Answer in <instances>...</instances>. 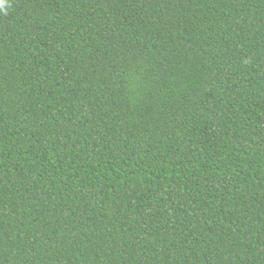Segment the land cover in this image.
I'll use <instances>...</instances> for the list:
<instances>
[{"label":"trees","instance_id":"trees-1","mask_svg":"<svg viewBox=\"0 0 264 264\" xmlns=\"http://www.w3.org/2000/svg\"><path fill=\"white\" fill-rule=\"evenodd\" d=\"M0 264H264V0H4Z\"/></svg>","mask_w":264,"mask_h":264},{"label":"clouds","instance_id":"clouds-1","mask_svg":"<svg viewBox=\"0 0 264 264\" xmlns=\"http://www.w3.org/2000/svg\"><path fill=\"white\" fill-rule=\"evenodd\" d=\"M4 4V0H0V6Z\"/></svg>","mask_w":264,"mask_h":264}]
</instances>
